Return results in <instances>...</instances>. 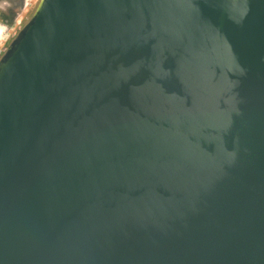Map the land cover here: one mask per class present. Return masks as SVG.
I'll return each instance as SVG.
<instances>
[{
	"label": "water",
	"instance_id": "95a60500",
	"mask_svg": "<svg viewBox=\"0 0 264 264\" xmlns=\"http://www.w3.org/2000/svg\"><path fill=\"white\" fill-rule=\"evenodd\" d=\"M0 264H264V0H38L0 55Z\"/></svg>",
	"mask_w": 264,
	"mask_h": 264
},
{
	"label": "rangeland",
	"instance_id": "374dc122",
	"mask_svg": "<svg viewBox=\"0 0 264 264\" xmlns=\"http://www.w3.org/2000/svg\"><path fill=\"white\" fill-rule=\"evenodd\" d=\"M38 0H0V55L18 29L30 18Z\"/></svg>",
	"mask_w": 264,
	"mask_h": 264
}]
</instances>
